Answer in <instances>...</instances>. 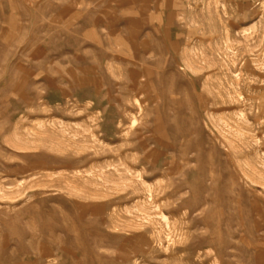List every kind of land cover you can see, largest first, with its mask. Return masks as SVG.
<instances>
[{
	"label": "rangeland",
	"instance_id": "rangeland-1",
	"mask_svg": "<svg viewBox=\"0 0 264 264\" xmlns=\"http://www.w3.org/2000/svg\"><path fill=\"white\" fill-rule=\"evenodd\" d=\"M0 264H264V0H0Z\"/></svg>",
	"mask_w": 264,
	"mask_h": 264
},
{
	"label": "bare ground",
	"instance_id": "bare-ground-1",
	"mask_svg": "<svg viewBox=\"0 0 264 264\" xmlns=\"http://www.w3.org/2000/svg\"><path fill=\"white\" fill-rule=\"evenodd\" d=\"M146 211V210H145ZM149 238V237H148Z\"/></svg>",
	"mask_w": 264,
	"mask_h": 264
}]
</instances>
